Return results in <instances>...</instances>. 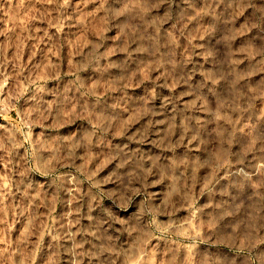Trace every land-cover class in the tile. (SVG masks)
Listing matches in <instances>:
<instances>
[{"label":"clouds","instance_id":"9594fccd","mask_svg":"<svg viewBox=\"0 0 264 264\" xmlns=\"http://www.w3.org/2000/svg\"><path fill=\"white\" fill-rule=\"evenodd\" d=\"M97 9L106 18V28L113 34L120 33L121 43L116 50L122 49L124 55L108 60V46L103 42L108 38L103 37L94 42L97 55L87 71L77 69L81 74L74 73L71 79L64 78L62 72L58 78L54 71L49 78L56 82L51 84L25 77L31 95L20 90L0 98L16 109L18 116L10 121L11 128L0 125L4 128L0 134V162L4 164L0 175L6 181L0 193L4 198L0 201V218L5 234L0 264H33L45 234L57 242L65 238L75 242L71 224H62L58 229L53 221L63 219L66 198L61 194L76 197L85 180L89 191L78 197L82 203L73 200L76 219L71 223L81 218L89 221L86 229H78L92 238L80 242L92 245V250L84 253L94 258L89 264H161L146 249L154 238L166 242V264H264V191L254 192L248 183H241L237 177L242 170L226 173L232 177L226 183H220V177L215 182L204 180L208 167H223L216 151L231 154L240 164L246 157L238 155L239 148L233 150L227 138L218 148L215 144L209 148L199 116L205 110L204 100L215 91L214 84L222 80L232 88L236 51L244 49L245 59L255 65L257 72H264V0H205L200 7L195 0H101ZM204 17L210 18L207 25L201 23ZM193 21L199 29L189 28ZM194 31L198 32L197 38L215 36L214 44L220 46L217 59L209 60L206 53H197V46L191 43L185 47L181 38L190 41ZM241 34H247L245 39L234 44ZM207 43L212 45L213 41ZM192 55H203L206 63L194 62ZM218 62L225 67H219ZM198 70L203 71V77L196 76ZM8 78L4 73L0 87ZM90 79L102 81L103 90L99 83L97 88L89 89ZM179 85H184L181 92L192 100H177V93L165 91ZM45 92L51 95L43 96ZM254 100L253 96L250 102ZM47 101H51L50 106ZM49 117V123L44 124ZM75 121L79 122L73 128L55 131ZM38 124L53 131L39 133L42 139H34L29 133L36 135ZM117 135L123 139H114ZM253 141L250 150L260 154L264 170V135L253 137ZM186 142L193 147L205 146L194 152L185 150ZM182 144L184 148H180ZM93 152L112 163L109 173L113 174V187L124 193L103 207L100 201L110 190L101 189L103 181L95 180L94 172L87 167ZM182 158L189 163H172ZM197 158L199 163L194 167ZM199 168L203 170L197 172ZM153 183L161 184V193L170 189L172 196L163 203L161 197H156L151 207H141L144 199L137 197ZM41 184L45 186L42 192L38 187ZM198 184L205 186L198 189ZM38 192L40 195L34 198ZM41 195L47 224L39 217ZM210 200L215 203L205 212ZM174 205L189 210L197 229L201 218L211 217V230L205 224L203 232H177L171 226L174 220L165 219L175 211ZM85 207L82 217L81 209ZM121 208L129 210L122 212ZM9 214L20 225L15 233L9 231ZM24 220L27 232L18 240L15 237L25 226ZM65 227L69 231L62 235ZM45 255H40V264Z\"/></svg>","mask_w":264,"mask_h":264},{"label":"rangeland","instance_id":"374dc122","mask_svg":"<svg viewBox=\"0 0 264 264\" xmlns=\"http://www.w3.org/2000/svg\"><path fill=\"white\" fill-rule=\"evenodd\" d=\"M100 3L101 0H0V80L3 79L4 73H7L9 77L7 83L0 87V98H7L13 92L20 90H23L24 95H31L32 92L29 90L31 85L25 83V77L30 78L35 83L47 82L51 84L56 82L49 78L54 71L58 78L62 72L64 78L68 79L73 78L74 73L81 74L77 72V69L83 68L87 71L97 55L94 50V42L100 41L103 37L108 38L103 40L108 46L106 50L108 60L115 56L124 55L122 49L116 50L121 43L120 33L113 34L111 30L106 28V18L97 9V5ZM203 3H205V0H195L197 7L202 6ZM209 20V17H204L201 23L207 25ZM189 28L199 29L200 25L193 21ZM197 35L198 32L194 31L190 41L184 37L181 38V41L185 47L189 43L196 45L195 51L206 53L209 60L217 59L220 55L218 51L220 46L214 44L215 36L213 35L210 38L208 35H199V38H197ZM246 35H237L233 43L244 40ZM9 36L12 37L11 41L8 39ZM210 39L213 41L212 45L207 43ZM246 54L242 48L236 51L235 56H233L235 71L233 73L232 88L229 89L222 80L214 84L212 87L215 91L210 93L209 97L204 100L205 110L201 111L199 116L205 134V143L209 148L212 144L217 145L218 148L220 143L227 138L232 149L239 148L238 155L243 154L246 157L244 164H240L236 162V157L231 154L216 151V159L223 163V167L218 170L215 167H208L204 180L215 182L217 177H220V183H226L232 179L226 173L233 170H242L237 179L241 183H248V186L255 192L264 191V188H261V184H264V170H261L260 154L250 150L251 144L254 142L253 137L264 135V72H257L255 65L245 59ZM190 58L194 62L199 60L201 64L206 63L203 55H192ZM218 66L225 67L219 62ZM188 67H192V65ZM207 67L211 68V65H207ZM196 76L203 77V71L198 70ZM98 83L101 90H103V82L97 79H90L87 86L89 89H95ZM240 85H243V88ZM182 88H184V85L172 89L165 88V91L170 94L177 93V100L184 102L192 100V97L181 92ZM129 90L136 91L137 89ZM42 95L50 96L51 93L45 92ZM253 96L255 100L250 102ZM31 103L30 101L29 105ZM47 104L50 106L51 101H47ZM237 104H239V108H237ZM183 106L182 103L181 107ZM244 109L247 110L244 111ZM24 110L27 111V106ZM17 119V110L7 104L5 99H0V125L11 128L10 121H16ZM50 119V117L46 119L44 124L49 123ZM78 122L65 123L55 131L73 128L75 123ZM158 127H163V125H158ZM47 131H53V129L41 127L38 124L35 129L37 134L29 133V135L39 140L42 139L39 133ZM3 132L4 128L0 127V134H3ZM161 135L163 134L161 133ZM114 139H123V137L117 135ZM204 146L196 145L193 147L191 143H187L185 150L200 152ZM184 147L185 145H180V148ZM180 148L175 150L179 151ZM90 155L94 158L87 164V167L94 172L95 180L103 181L99 185L100 188L110 190L104 199L100 201V206L103 207L105 203H112L116 197H123L124 193L113 187L115 181L113 174L109 173V169L113 166L112 163H106L105 157L99 156L95 152ZM181 162L183 164L189 163L186 158H182V161H172L173 164ZM198 163L199 158L193 161L194 167ZM3 168L4 164L0 162V169ZM201 170L203 169L199 168L197 172ZM249 177L250 182L248 181ZM5 185L6 181L0 175V193H2ZM204 186V184H198L197 188ZM38 187L42 192L45 186L41 184ZM160 188L161 184L157 183H153L146 188L144 195L137 197V199H144V204L141 207H151V200L156 197H161L160 203H163L172 196L170 189H165L161 193ZM88 191V181L85 180L84 184L77 190L76 197L68 193H62L61 195L66 198V204L63 205L65 209L63 219L58 223L55 220L53 221L58 229L62 224H71V232L76 233L75 242L73 239L67 238L57 242L51 236L43 235L40 251L37 253L33 264H40V255L43 253H46L43 264H89L90 261L94 260L90 255L84 254L92 250V245L90 243H80L82 239L91 240L92 238L85 237L78 231V229L88 227V219L81 218L78 223H71L76 219V213L73 211L75 207L73 200L75 199L76 203H82L78 197L81 193ZM37 195H40V192L34 193L33 197L35 198ZM216 195H221V193H216ZM203 198L204 195H201L200 199ZM3 199L2 194H0V201H3ZM84 200H88V197L85 196ZM213 203L215 202L210 200L204 207V211H210ZM39 204L40 220L47 224L49 218L46 209L43 207L44 198L42 195ZM60 207L61 205L58 204L57 211ZM174 207L175 211L169 212L165 219L174 220V224L171 226L177 232L182 229L203 232L205 224L211 230V224L208 223L211 217L201 218L200 227L197 229L196 219L194 216L189 217L187 208L178 205H174ZM128 210L127 208L120 209L122 212ZM85 211L86 207L81 209L82 217ZM2 216L3 213L0 212V217ZM8 222L10 224L9 231L15 233L16 228L20 225L16 222L13 214H9ZM23 223L25 226L20 228L19 234L15 237L18 240L22 239L27 232V220H24ZM68 231L69 228H62L61 234L63 235ZM4 238V220L0 218V245H3ZM32 239H36V237H32ZM146 249L161 264H166L169 252L165 241L158 242L154 238L148 242ZM77 253H80V255H77Z\"/></svg>","mask_w":264,"mask_h":264}]
</instances>
